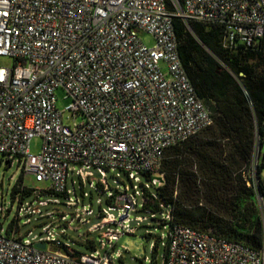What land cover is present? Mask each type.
<instances>
[{
	"label": "built area",
	"instance_id": "built-area-1",
	"mask_svg": "<svg viewBox=\"0 0 264 264\" xmlns=\"http://www.w3.org/2000/svg\"><path fill=\"white\" fill-rule=\"evenodd\" d=\"M173 6L169 9L167 0H0V154L10 167L18 163L23 174L49 183L46 192L58 195L69 196L73 166H81L77 174L82 181L93 178L90 169H96L102 176L100 195L113 203L110 210L120 212L117 221L103 211L106 217L92 229L119 226L102 235L104 248L105 240L112 247L125 232L134 233L129 222L139 195L136 185L134 196L128 188L112 192L107 172L122 170L138 183L140 174H148L163 186L166 151L214 123L182 63L174 19L190 32L197 22L223 26L226 46H253L264 35V0H174ZM144 34L154 39L153 47L143 42ZM7 58L12 65L1 63ZM60 88L72 100L65 111L57 108ZM35 138L42 139L38 155L30 152ZM145 191L148 185L143 208L150 196L157 199ZM43 193L20 203L17 222L48 205L38 201ZM260 209L264 223V203ZM0 211L4 214L5 207ZM172 211L160 204L159 226L168 229L164 264H264V248L253 250L175 224ZM92 214L85 210L86 216ZM75 219L88 222L77 212L67 224ZM17 222L8 230L0 227V264H115L111 252L87 255L63 244L53 234V222L40 241L24 239Z\"/></svg>",
	"mask_w": 264,
	"mask_h": 264
},
{
	"label": "trees",
	"instance_id": "trees-1",
	"mask_svg": "<svg viewBox=\"0 0 264 264\" xmlns=\"http://www.w3.org/2000/svg\"><path fill=\"white\" fill-rule=\"evenodd\" d=\"M173 2L167 0L171 10ZM191 29L174 19L182 63L214 123L166 151L161 168L165 183L156 188L157 199L147 191L150 199L144 209L159 212L161 203L170 205L175 224L260 251L264 248L258 202V194L264 196V35L253 46H226L223 26L197 22ZM257 140L262 157L252 178ZM32 192L18 181L13 198L21 194V203Z\"/></svg>",
	"mask_w": 264,
	"mask_h": 264
},
{
	"label": "rangeland",
	"instance_id": "rangeland-1",
	"mask_svg": "<svg viewBox=\"0 0 264 264\" xmlns=\"http://www.w3.org/2000/svg\"><path fill=\"white\" fill-rule=\"evenodd\" d=\"M141 38L147 46L153 47L155 45V41L151 36L144 34ZM1 63L10 66L13 64V60L7 58L3 59ZM56 95L57 108L60 111H65V108L72 102L71 98L62 88L57 90ZM68 117L69 114L65 113L64 120L66 123L69 122ZM41 149L42 139H33L30 144L31 154L38 155ZM261 157L257 140L253 158L254 165L257 164L258 159ZM73 168L74 172H70L67 182V191L70 192L69 196L66 194H52L46 192L49 183H39L32 174H23L18 163L11 167L10 165H6L5 157L0 154V208L2 206L5 207L4 214L0 211V227L3 226L5 230H8L14 226L21 206L19 201L21 194L14 199L13 191L16 183L23 181V184L33 191L31 195L25 197V200H23L24 204L31 203L36 199L37 194L43 192L38 201L48 202L47 206L40 208V213L27 216L22 215L21 219L17 222L24 239L33 241L45 240L48 237L45 228L53 222L54 224L51 226V229L56 238L79 253L91 255L96 250H99L102 254H105L106 251L111 252L115 264H164V255L166 253V245L168 244V239L166 238L168 229L159 226V221L163 219L162 213L156 211L148 212L142 207L144 186L148 185V192L155 194L156 188H158L160 183H153L151 181L152 176L150 175L148 179L144 174H140V183H138L132 181L128 174L122 170L107 172V184L112 192H125L126 188H128L129 195L134 196V185H136L139 195L137 196V210L131 213V221L129 222V226L135 228L134 233L129 234L125 232L117 242H113V248L105 240L106 246L104 248L102 245V235L108 229L116 231L119 226L110 224L96 232H92V229L101 224L102 220L106 217L101 214L103 211L113 214L117 221H119L120 212L118 210H110L113 203L107 199L106 195H100L99 189L101 187L99 182L102 176L96 169H90L94 174L93 178L82 181L77 174L81 166L77 165L73 166ZM86 171L88 170L84 169V172ZM254 173L256 175V166ZM91 182H94L93 186H91ZM145 194H148L147 191H145ZM100 198L103 200L102 205L98 202ZM38 201L36 204H38ZM69 203L75 204V206H68ZM263 203L264 196L263 201H259V206L262 209ZM87 209L93 210L91 216L85 215V210ZM77 212L88 222L82 225L78 219H75L73 223L68 225L67 223L71 222ZM51 214L52 217H50ZM63 215L67 216L66 220H62ZM139 218L146 219L141 221Z\"/></svg>",
	"mask_w": 264,
	"mask_h": 264
},
{
	"label": "water",
	"instance_id": "water-1",
	"mask_svg": "<svg viewBox=\"0 0 264 264\" xmlns=\"http://www.w3.org/2000/svg\"><path fill=\"white\" fill-rule=\"evenodd\" d=\"M6 165H8V162H6ZM35 246L36 248L41 249V250L46 249V244H36Z\"/></svg>",
	"mask_w": 264,
	"mask_h": 264
}]
</instances>
